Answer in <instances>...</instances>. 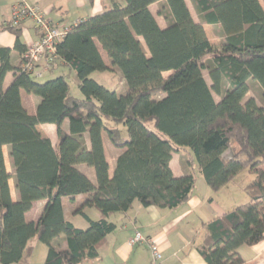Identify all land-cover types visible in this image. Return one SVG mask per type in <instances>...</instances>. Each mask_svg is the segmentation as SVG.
<instances>
[{"label":"trees","instance_id":"obj_1","mask_svg":"<svg viewBox=\"0 0 264 264\" xmlns=\"http://www.w3.org/2000/svg\"><path fill=\"white\" fill-rule=\"evenodd\" d=\"M190 2L197 19L185 0H114L99 13L77 18L66 24L49 60L47 71L58 74L43 82L22 65L27 47L22 24L1 25L15 41L11 48L0 47V264L18 263L34 237L46 247L42 264H86L99 257V247L115 229L108 216L127 212L134 201L160 209L184 204L196 174H173L171 154L181 149L193 155L190 162L195 160L213 192L243 170L251 175L244 186L247 202L201 222L202 238L191 242L203 260L241 264L238 248L263 240L264 8L259 0ZM155 4L165 26L151 11ZM204 24L219 30L216 44ZM12 52L19 57L15 64ZM65 71L73 72L82 97L69 93ZM104 71L113 73L117 87L123 83V92L91 77ZM8 72L12 81L4 87ZM251 80L262 89L261 105L246 97ZM21 90L37 100L34 114L23 106ZM104 120L122 123L128 138ZM45 123L56 127L54 146L37 128ZM103 131L120 149L111 176ZM5 145L16 200L10 195ZM79 164L93 168L95 182ZM78 196L73 213L87 221L85 228L64 216L66 201L75 204ZM35 201H44L43 207L36 221H27ZM86 207L102 218L90 219ZM61 236L65 247L57 248Z\"/></svg>","mask_w":264,"mask_h":264},{"label":"crops","instance_id":"obj_2","mask_svg":"<svg viewBox=\"0 0 264 264\" xmlns=\"http://www.w3.org/2000/svg\"><path fill=\"white\" fill-rule=\"evenodd\" d=\"M18 1L21 0H0V47H13L15 36L10 31L1 28V25L9 20L12 6ZM25 1L36 3L45 12L46 17L53 23H65L68 21L67 16L70 12V8L64 6L66 5L64 2L67 0H62L60 3L57 2L58 4L56 0ZM113 1L114 0H110L111 3ZM259 1L264 8L263 2L261 0ZM72 2L77 6L72 8L77 9V12L82 9L83 12L79 13L85 15L83 17L76 16L77 18H85L94 15L105 8L102 4V0H72ZM206 26L210 25H203L205 31ZM21 37L26 45L36 39V31L31 21L27 20L21 25ZM18 58L17 53L12 52L13 64L18 61ZM12 77V72H8L5 75L3 80L4 87L8 86L12 81ZM20 97L27 112L29 114H34L37 100L23 90L20 92ZM63 125L66 128L67 122H64ZM37 128L43 136L50 139L53 146L56 144V127L54 124H39ZM102 141L108 163V174L111 176L115 165V159L120 153V149L114 147L104 134H102ZM2 149L5 166L11 175V178L8 180L10 195L13 200H16L17 193L12 177L13 171L8 157V146L5 145ZM182 152H186V150L181 149L171 154L169 166L175 176L184 175L191 170L187 166L189 162H186L185 157L181 154ZM7 163L9 165H7ZM78 168L84 172L92 182H95V174L92 167L79 164ZM197 174L195 188L189 199L187 202L174 209L143 206L139 202L134 201L132 207L127 212L115 213L108 216L106 220L114 223L115 229L106 235L105 242L99 247V257L87 261L86 264H149L150 255L147 245L142 243L132 246L128 243L134 231H140L143 235L156 241L163 257L161 264H208L192 246L191 241L193 237L196 242L201 240L203 233L201 228L202 221H208L237 204V201L232 200L227 206H222L216 201V194L221 192L222 189L227 190L228 186H230L237 177L218 192H213L206 185L202 175L199 172ZM197 184L198 187L202 189L203 195L196 194V189L198 188L196 187ZM74 203L75 204H72L70 201H66L64 216L68 220H70V216L72 215H80L73 213L75 206L80 203L79 196L75 199ZM43 204L44 201L33 202L31 209L25 214L26 220L36 221ZM83 212L92 220H99L102 218L101 214L94 208L86 207L83 209ZM181 226L182 229H180ZM179 230L182 231L179 232ZM183 231L184 234H182ZM193 233L195 234L193 235ZM54 244L57 248H64V237H59ZM35 250L39 251V261L37 260L36 262L33 258ZM238 252L243 259L241 264H264V238L257 244L251 246L241 245L238 248ZM45 253L46 247L43 248L35 237L31 238L27 250L23 254L21 260L16 264H42Z\"/></svg>","mask_w":264,"mask_h":264},{"label":"rangeland","instance_id":"obj_3","mask_svg":"<svg viewBox=\"0 0 264 264\" xmlns=\"http://www.w3.org/2000/svg\"><path fill=\"white\" fill-rule=\"evenodd\" d=\"M61 1L62 0H58V1L56 0V3L57 2L60 3ZM120 1H122V0H120ZM185 1L187 3V6H188L192 16L195 19H197V16L195 14V11L192 7L190 0H185ZM261 1L264 4V0H261ZM29 3H31V2H29ZM64 3L66 4V5H64L65 7L67 6L70 8L69 9L70 12L68 13V16H67L68 21L65 22L64 24H69L70 22L74 21L77 18L76 16H80V17L85 16V15H82L83 13L80 14L81 12H83L82 9L79 10V12H80L79 13V12H77V9L72 8V7H77L76 5H74V2H72V0H67ZM34 4H36V3H34ZM102 4H103V6H105V8H108V7H110L111 2H110V0H102ZM158 9H159V4H155V5L151 6V11L155 14L159 25L165 26L166 21L163 19L162 16H159L156 14V11ZM206 34H207L209 40L214 44H216L218 42V40L220 39L218 37V34H220L219 30L212 27V26H206ZM101 53H102V56L104 57V59L106 60V62L108 64L109 63L108 59L102 50H101ZM115 70L118 71L117 69H115ZM118 73H119V71H118ZM57 74L58 73L56 71L55 72H51L50 70L49 71H43L35 79H36V81L43 82L47 79L53 78ZM64 74H65L66 79L69 82V93L75 97H82V94H81V92L77 86V81H76V78H75L73 72L65 71ZM112 75H113V73L111 71L93 72L91 74V77L108 89H111V90L115 89L117 92H123L125 89V86L123 85L122 82H120L118 87H117L116 84H118V80H116V78H114ZM204 76H205L207 83L210 84V79H209L206 71H204ZM214 95H215L216 99L219 98L216 94H214ZM246 97L247 98L252 97L257 102V104H259V105L262 104V89L258 83H256L255 81H252V80L249 81V91H248V94ZM104 123L110 128H117L119 136L121 138H124V139L128 138L125 127L122 123L114 122L111 120H104ZM103 134L107 138L105 131H103ZM55 139L57 140V137ZM234 148H236V146H234ZM229 153H231V150H228L225 153V155H228ZM181 154L185 157L186 162H190V157H193L192 154H188V151L182 152ZM241 158H243V157L241 156ZM193 159H194V157H193ZM7 165H9V164L7 163ZM187 166L189 168H191V170H193L194 174L198 173V167L196 165L195 160L191 161L190 163H187ZM250 177H251V175L246 170H243L239 174V176L234 180V182L230 186H228L227 190L222 189L221 192H218L216 194V197H217L216 201L219 202V204L222 206H227L229 204V202H231L232 200L237 201V204H243V203L247 202L249 198L244 191V185L249 181ZM196 187H198V184ZM196 194L203 195V191H202V189H200V187H198L196 189ZM70 220L77 227L84 228L86 226V221L81 215H76V216L72 215V216H70ZM180 229H182V226L180 227ZM181 231L182 230H179V232H181ZM182 234H184V231ZM194 234L195 233H193V235ZM40 245L43 248H45L44 244L40 243ZM38 252H39L38 250H35V253L33 256L35 262L37 260L39 261ZM149 255H150V253H149ZM149 264H152L151 263V257H150V263Z\"/></svg>","mask_w":264,"mask_h":264},{"label":"built area","instance_id":"obj_4","mask_svg":"<svg viewBox=\"0 0 264 264\" xmlns=\"http://www.w3.org/2000/svg\"><path fill=\"white\" fill-rule=\"evenodd\" d=\"M31 21L36 31V39L27 43L24 54L25 62L22 63L27 71H35L40 75L48 70V63L55 52V44L68 30L64 23H51L45 12L36 4L25 0L16 2L11 9V15L6 24L17 26L25 21ZM41 65L40 69H34V65ZM129 245L144 243L147 245L152 264H161L162 253L155 240L143 235L140 231H134L128 241Z\"/></svg>","mask_w":264,"mask_h":264}]
</instances>
